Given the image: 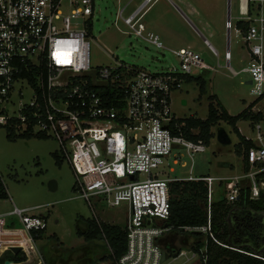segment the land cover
Returning <instances> with one entry per match:
<instances>
[{
    "label": "built area",
    "instance_id": "built-area-1",
    "mask_svg": "<svg viewBox=\"0 0 264 264\" xmlns=\"http://www.w3.org/2000/svg\"><path fill=\"white\" fill-rule=\"evenodd\" d=\"M95 1L0 0V127L19 135L54 138L61 158L73 171L79 197L91 207L96 199L107 207L125 209L126 251L117 264L163 263L158 241L171 228L161 224L170 216V183L180 180L203 181L208 189L207 224L185 230L208 235L227 247L211 232L210 205L216 178L193 177L192 170L186 179L152 173L167 165L174 146L191 159L206 150L203 141L183 136L180 119L172 112V93L194 72L217 69L190 47H165L143 23L152 2L144 0L127 17H123L125 7L121 8L115 26L120 20L128 28L122 34L169 51L177 65L157 73L115 61L113 66L93 70L85 23L94 14ZM237 21L249 23L245 34L236 31L242 35L248 56L241 73L249 75L250 93L258 99L264 95V0H246L244 17ZM225 27L233 28L231 19ZM213 52L218 59V52ZM223 57L225 67L238 75L231 68L229 48ZM253 141L255 147L246 158L248 171L242 178L249 182L250 200L256 201L264 195V131L260 125ZM235 180L239 178L226 185L229 202L239 195L242 180ZM35 208L14 206L8 213L22 224L9 231L18 232L14 237L20 236L24 247L12 238L4 244L5 249L21 246L25 264H44L32 233L44 230L45 221L26 215ZM6 234L3 237L9 238ZM197 257L191 253L192 264Z\"/></svg>",
    "mask_w": 264,
    "mask_h": 264
},
{
    "label": "rangeland",
    "instance_id": "rangeland-1",
    "mask_svg": "<svg viewBox=\"0 0 264 264\" xmlns=\"http://www.w3.org/2000/svg\"><path fill=\"white\" fill-rule=\"evenodd\" d=\"M143 1H95L94 14L88 23H85L90 41V65L93 70L113 66L115 61L157 73L177 65L176 59L169 51L158 50L132 35L122 34L121 31H127L128 28L120 20H117L115 26L116 15L121 8L125 7L123 17H127ZM171 1L172 3L169 0H154L143 22L156 30L163 18L172 21L173 15L179 13L174 7L176 4L194 27L188 24L189 28H187L184 21L177 20L178 23L174 26L177 35H167L171 39L176 37L175 42L169 44L163 40L165 47L178 49L188 46L200 53L207 64L217 69V71H203L200 75L205 82L204 92L200 91L199 82L185 81L172 93L173 114L180 120L188 118L204 120L208 116V105L213 102V104L220 103L229 115H239L256 100V97L250 93L251 86L246 84L249 75L241 73L248 64L242 35L235 28L237 20L244 17L240 8L241 1ZM254 11L253 9V14ZM229 16L233 25L229 38L231 68L238 75H233L225 67L223 57L228 41V29L225 23ZM78 23L82 28L83 21L79 20ZM118 28L120 31L117 30ZM186 29L189 31L187 36L184 35ZM212 48L218 52L219 64ZM196 72L193 75L195 78H197ZM15 100L14 98L13 103ZM182 101H185L184 105ZM238 122L237 127L241 136H254L250 131L253 128L249 125L252 123L251 120ZM261 124L264 126V114ZM219 128L224 129L228 134L230 145L224 146L218 143L216 135ZM212 132L214 138L204 152L195 153L191 159L184 150L181 151L178 146H174L175 149L166 162L167 165H162L152 173L162 172L169 178L186 179L192 170L193 177L216 178L212 201H218L226 195V185L230 181V179H222L237 176L239 180L235 181H243L245 172L243 173V152H238L241 145L240 137L233 126L225 121H219L212 128ZM174 159H178L179 162L174 164ZM227 164L231 167H227ZM0 178L2 180L0 193L5 195L0 198V214L11 211L14 206L19 209L37 207L26 215L45 221L46 228L42 237L34 241L39 259L44 264H117L108 258L110 251L106 247L104 238L96 237L88 241L84 236H79L77 231L81 229L85 234L87 222L92 220L123 228L126 219L125 209L107 207L96 199L91 201V207L80 198L73 171L69 163L61 158L58 143L54 138L22 137L18 133L0 127ZM52 182L55 183V190L50 189ZM11 219L14 221V228H21L22 224L17 217L8 218L9 221ZM15 234L18 232L6 234L9 238H0V252L5 247L4 244L10 241L8 239L12 238L18 241V245L24 247L23 239L20 236L14 237ZM165 238L174 251L177 250L180 254L181 250L185 249L188 253L187 257H178L175 261L167 255V261L162 264H186L184 261L190 259V249L196 239L189 234L169 231L160 238L158 245L165 242ZM163 248L166 251V248ZM171 253L169 251L168 254ZM32 260L34 262V259ZM198 262L199 257L193 264Z\"/></svg>",
    "mask_w": 264,
    "mask_h": 264
},
{
    "label": "trees",
    "instance_id": "trees-1",
    "mask_svg": "<svg viewBox=\"0 0 264 264\" xmlns=\"http://www.w3.org/2000/svg\"><path fill=\"white\" fill-rule=\"evenodd\" d=\"M248 27V22H236V29L242 34L246 33ZM185 81L199 82L200 91L204 92L205 82L202 78L187 76L185 77ZM263 97L264 95L256 99L245 111L237 116L229 115L220 103L214 105L213 102H211L208 105V116L206 119L188 118L178 120V123L182 126V134L188 140L195 142L201 140L206 146H208L210 140L214 138V134L211 131L212 128L216 126L219 121L227 122L233 126L234 131L240 137V143L244 146L243 170L244 172H247L248 164L246 158L248 152L253 147V144L250 141H246V139L241 136L236 128V123L239 120H252L254 124L262 121V113L255 114L251 109ZM192 130H195L196 133H191ZM20 136L31 137L28 133ZM4 196L5 195L1 192L0 198ZM249 196V182L243 180L240 183L238 198L234 202L227 201L225 195H223L218 201L211 202V232L215 240L227 247L217 244L208 235L185 230V228L201 227L207 224L208 189L206 183L203 181L180 180L170 183V216L168 220L164 221L161 225L163 227L171 228V231L174 232L189 234L196 239L191 250L199 255L198 264H264V251L255 254L249 247H243L237 251L232 249L231 247L233 246L230 244L232 233L230 230L229 218L231 214L233 215V213L238 210L264 213V195H261L256 201L250 200ZM87 226L85 234H83L81 229H78L77 234L79 236H84L88 241L94 240L96 237L104 238L106 241V247L110 251L108 258L117 263V260L126 251L125 227L121 228L117 225L97 223L95 220L88 221ZM43 232L44 230H39L36 232V235L35 233H32L33 240L36 241L40 239ZM169 251L172 253L168 254ZM166 252L169 257L172 258H176L179 254V251H174V249H171L170 245H167ZM26 259L27 257L22 251L14 254L12 251L6 250L0 256V264L4 263V261L19 264L25 262Z\"/></svg>",
    "mask_w": 264,
    "mask_h": 264
},
{
    "label": "crops",
    "instance_id": "crops-1",
    "mask_svg": "<svg viewBox=\"0 0 264 264\" xmlns=\"http://www.w3.org/2000/svg\"><path fill=\"white\" fill-rule=\"evenodd\" d=\"M153 1L154 0H152V2H151V4L153 3ZM171 3H172V1L171 0H169ZM183 1H186V0H183ZM186 2H189V1H186ZM150 4V5H151ZM174 4V3H173ZM174 7L177 9V11L179 12V13H176L175 15H173V20L172 21H169V20H165L164 18H163V21H161V24L160 25H157V29L155 30V29H153V28H151L150 27V25L147 23H144L145 24V26L147 27V29L148 30H150V31H153L154 33H156L159 37H160V40H161V42L164 44V42L165 43H169V44H173L174 42H175V39H176V37H174L173 39H171V38H168V36L167 35H177V31H176V29H174V26H175V23H178V21L177 20H180V21H184L185 22V24H186V26H187V28H189L188 26L189 25H191L192 27H194L193 26V24L190 22V20H189V18H187V16H185L184 14H183V12L179 9V8H177V5L176 4H174ZM188 7H191L190 5H188ZM150 6L148 7V9L146 10V13H145V15H144V17H143V20L145 19V17H146V15L148 14V12L150 11ZM192 8V7H191ZM190 8V13H191V9ZM179 14V15H178ZM189 24V25H188ZM191 27V28H192ZM195 30H196V32H199L196 28H194ZM194 29H192V30H194ZM191 32H194V31H191ZM227 34H228V41H227V46H226V48L228 49H230V31L229 30H227ZM189 34V31L186 29V31L184 32V35L185 36H187ZM163 40H164V42H163ZM182 43H184V40H183V42ZM173 46V45H172ZM184 47V46H183ZM188 47V46H187ZM182 48V47H181ZM173 49H177L176 47H173ZM213 49V48H212ZM226 50V49H225ZM217 51V50H216ZM231 52V51H230ZM248 57V56H247ZM218 64H219V55H218ZM231 61H232V56H231ZM225 62V61H224ZM230 65H231V62H230ZM219 67H221L220 65H218ZM201 74H203V72H196V76L197 77H200V75ZM249 81V80H248ZM215 104V103H214ZM254 107V109L252 108L251 109V111L253 112V113H255V114H257V113H262V116H263V112H264V97L259 101V102H257L256 104H255V106H253ZM239 121H243V120H239ZM245 121H248V120H245ZM263 121V120H262ZM262 121H260L259 123H253L252 122V120H251V124H249V125H251L253 128H251L250 129V131H251V133H253L254 134V136L253 137H251L250 135H245V136H243L245 139H246V141H250L252 144H253V147H255V142L253 141V138H255V136H256V126L257 125H260L261 127H262V129H263V131H264V126L261 124V122ZM239 122H237L236 123V128L238 129V127H237V124H238ZM220 129V128H219ZM212 131V130H211ZM193 134H195L196 133V131L195 130H193ZM238 132L240 133V131H239V129H238ZM213 133V132H212ZM252 139V140H251ZM211 141V140H210ZM252 147V148H253ZM239 152H244V146L241 144L240 145V150H239ZM227 167H231V165L230 164H227ZM243 173H244V170H243ZM202 177H209V176H202ZM235 177H237V176H235ZM234 177V178H235ZM234 178H225V179H222V180H229V179H234ZM221 180V179H220ZM188 181V180H187ZM22 209H25V208H22ZM12 211V210H11ZM11 211H8V212H5V213H3V214H0V238L2 239L3 238V236L7 233V232H10L9 231V228H14V221H13V219H11L10 221L8 220V218L9 217H13V216H9L8 215V213L9 212H11ZM237 213H240V210H238L237 211ZM255 215V214H254ZM237 216V219H239L240 217H239V215H236ZM8 220V221H7ZM20 222V221H19ZM235 221L233 220V223H234ZM236 224V223H235ZM169 234H171V233H169ZM164 236V235H163ZM162 236V237H163ZM161 237V238H162ZM159 240H160V238H159ZM0 244H1V241H0ZM167 245H170L169 244V242H167L166 241V238H165V242H163L162 244H160L159 246H160V248L166 253V260L163 262V263H165L166 261H167V259H168V254H167V252L164 250V248L163 247H167ZM171 247V246H170ZM191 250V249H190ZM6 251V249H5V247L4 248H2L1 249V252H0V256L4 253ZM181 251H184L185 252V256H177L176 258H172V261H175L176 259H178V257H187V251L185 250V249H182ZM193 251L191 250V252L190 253H192ZM179 255V254H178ZM184 263H186V264H192V260L191 259H187V260H185L184 261ZM12 264H15V263H12ZM20 264H25V263H20Z\"/></svg>",
    "mask_w": 264,
    "mask_h": 264
},
{
    "label": "flooded vegetation",
    "instance_id": "flooded-vegetation-1",
    "mask_svg": "<svg viewBox=\"0 0 264 264\" xmlns=\"http://www.w3.org/2000/svg\"><path fill=\"white\" fill-rule=\"evenodd\" d=\"M249 210H240V213L231 214L230 230L231 240L244 247L254 248L260 252L264 251V218H260ZM259 213V212H258ZM239 215V219L237 216ZM233 220L235 221L233 223ZM236 223V224H235Z\"/></svg>",
    "mask_w": 264,
    "mask_h": 264
},
{
    "label": "water",
    "instance_id": "water-1",
    "mask_svg": "<svg viewBox=\"0 0 264 264\" xmlns=\"http://www.w3.org/2000/svg\"><path fill=\"white\" fill-rule=\"evenodd\" d=\"M241 2V13L245 14L246 12V0H240ZM230 19V16L228 17V20ZM247 85H250L251 84V81H247L246 82ZM182 104L184 105L185 104V101H182ZM216 139L218 141V143H220L221 145H224V146H227V145H230L231 144V140L228 136V134L225 132L224 129L220 128L218 129L217 131V135H216ZM50 189L51 190H55L56 189V186H55V183L52 182L50 183ZM255 215L259 216L260 218H264V213L263 212H257V213H254ZM230 244L233 246V248H236V249H241L243 248L244 246L243 245H238L236 243H234L231 239H230ZM252 252L255 253V254H259L260 251L254 249V248H251ZM11 251L16 254L18 252L21 251V248L19 247H14L11 249ZM166 260V253L163 251L162 253V262H164ZM2 264H11V262L9 261H4V263Z\"/></svg>",
    "mask_w": 264,
    "mask_h": 264
}]
</instances>
